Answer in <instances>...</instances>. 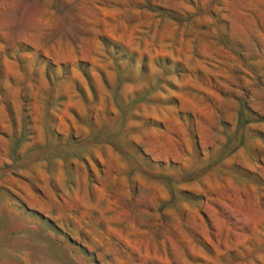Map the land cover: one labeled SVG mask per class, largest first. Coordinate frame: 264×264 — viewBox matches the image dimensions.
I'll return each instance as SVG.
<instances>
[{
  "label": "rangeland",
  "instance_id": "374dc122",
  "mask_svg": "<svg viewBox=\"0 0 264 264\" xmlns=\"http://www.w3.org/2000/svg\"><path fill=\"white\" fill-rule=\"evenodd\" d=\"M0 264H264V0H0Z\"/></svg>",
  "mask_w": 264,
  "mask_h": 264
}]
</instances>
